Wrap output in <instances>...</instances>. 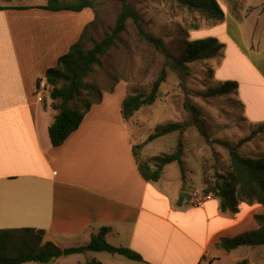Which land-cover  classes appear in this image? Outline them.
I'll use <instances>...</instances> for the list:
<instances>
[{
	"label": "crops",
	"instance_id": "1",
	"mask_svg": "<svg viewBox=\"0 0 264 264\" xmlns=\"http://www.w3.org/2000/svg\"><path fill=\"white\" fill-rule=\"evenodd\" d=\"M16 1L0 0V230H42L45 241L62 250L84 249L52 264H264L242 258V247H218L223 239L256 230L255 216L264 214V206L242 203L233 214L213 196L199 204L166 175L177 163L165 166L157 182L144 179L135 147L159 151L170 135L137 142L122 115L126 89L104 94L64 145L53 147L49 128L58 112L50 95L38 94V82L94 21L86 9L51 12L42 9L46 3ZM246 6L240 16L226 14L201 33H213L225 45L208 61L214 81L239 84L233 96L255 131L264 127V19L258 28L259 19L250 17L255 10L264 15V3ZM103 228L110 245L134 251L144 262L87 250Z\"/></svg>",
	"mask_w": 264,
	"mask_h": 264
},
{
	"label": "rangeland",
	"instance_id": "2",
	"mask_svg": "<svg viewBox=\"0 0 264 264\" xmlns=\"http://www.w3.org/2000/svg\"><path fill=\"white\" fill-rule=\"evenodd\" d=\"M79 1L81 0H65L67 3ZM216 1L225 15L229 14L232 17L240 16L244 6L247 7L248 4L254 6L264 3V0ZM129 2L139 13L145 29L161 39L166 50L176 57L185 49L187 42L193 41L199 34L202 35L195 40L209 38L213 33L201 32L220 24L209 20L204 13L180 6L173 0H129ZM14 3L40 5L48 4V0H18ZM92 3L95 10H85L91 14L94 21L88 28L83 43L86 50L92 49L96 42L102 41L106 34L112 33L122 9L120 3L114 0H92ZM257 19L260 22L259 28L264 15L255 10L250 20ZM224 40L222 38V41ZM208 61L191 64L190 75L186 77L184 86L181 87L178 76L170 70L165 56L141 40L136 25L130 20L126 31L119 36L115 46L101 58V65L93 66L90 76L85 79L86 87L81 100L73 106L77 105L83 109L88 99L93 103L98 102L104 94L115 92L118 88L126 89L127 95L132 94L134 90L149 92L152 83L166 68L168 77L162 85L157 102L151 107L142 108L132 119L131 125L136 130L137 142L146 141L160 125L190 121L191 117L184 109L185 101H190L201 110V118L211 143H207L198 130L190 126L183 134L177 132L175 135H170L169 139L160 144V152L158 150L143 152L144 145H142L137 150V158L140 163H148L155 168L153 159L158 155L174 153L181 140L184 143L186 175L182 177L177 164L169 167L166 175L174 178V182L182 185V191L186 190L188 194L192 195L197 190L203 192L207 180L212 179L217 173L223 174L229 170V150L217 141L236 145L253 132L244 118L242 106L233 95L203 97L206 91L220 86L214 81ZM260 102L264 105V92L260 94ZM261 130L263 133L257 135L255 141H250L253 144L250 145L248 142L239 149L241 155L250 158L264 156V127ZM245 253L248 254L243 255ZM237 254H241L242 258L255 257L264 261V248L254 250L242 247Z\"/></svg>",
	"mask_w": 264,
	"mask_h": 264
},
{
	"label": "trees",
	"instance_id": "3",
	"mask_svg": "<svg viewBox=\"0 0 264 264\" xmlns=\"http://www.w3.org/2000/svg\"><path fill=\"white\" fill-rule=\"evenodd\" d=\"M2 1L11 2L14 0ZM114 1L119 2L122 9L112 33L106 34L102 41L96 42L92 49L86 50L83 43L87 31L84 32L80 41L58 60L57 66L49 69L46 73L47 81L53 87L50 95L54 102L53 108L58 112L49 128L50 140L55 148L64 145L68 138L80 128L93 105L101 101L93 103L88 99L83 109L77 105L73 106L81 100L86 87L85 79L90 76L93 66L101 65V58L115 46L119 36L126 31L128 21L134 22L141 40L165 56L170 70L178 76L181 87L184 86L186 77L190 75L189 66L191 64L214 59L225 48V45L218 39L209 37L187 42L181 54L177 57L173 56L166 50L161 39L156 38L145 29L139 13L133 8L129 0ZM173 1L180 6L204 13L209 20L216 24L225 19V13L216 0ZM42 9L51 12H82L85 9L95 10V7L92 0H81L77 3H67L65 0H48V4ZM167 77L168 71L164 68L152 83L149 92L134 90L132 94L126 96L122 103V115L125 121L132 122V119L142 108L151 107L157 102ZM238 89L239 84L237 82L227 81L217 88L206 91L203 97L230 96L236 94ZM88 96L90 97V93ZM184 109L189 113L190 121L160 125L156 127L146 143L177 132L183 134L190 126H194L207 143H211L205 123L201 118V110L192 105L190 101H185ZM259 132L263 131L261 129L253 131L236 145L217 141L218 144L224 145L229 150V170L223 174L217 173L212 179L207 180L203 193L219 199L221 209L225 213L237 214L242 203L264 206V156L250 158L241 155L239 152V149L255 138ZM141 147L142 145L135 147L136 156L137 150ZM153 161L155 168H152L148 163L138 161L139 171L148 182L159 181L164 167L173 163L178 164L183 178L186 175L184 143L181 140L178 142L174 153L155 157ZM255 221L258 225L256 230L242 233L234 238L223 239L218 247L227 252H232L241 247H264V214L255 216ZM108 232L109 229L103 228L97 235L92 236L86 249L92 252L118 254L132 261L144 262L143 258L134 251L110 245L105 239ZM62 255L63 250L60 247L53 242L45 241V232L42 230H0V264H48ZM84 264L102 263L92 260Z\"/></svg>",
	"mask_w": 264,
	"mask_h": 264
},
{
	"label": "built area",
	"instance_id": "4",
	"mask_svg": "<svg viewBox=\"0 0 264 264\" xmlns=\"http://www.w3.org/2000/svg\"><path fill=\"white\" fill-rule=\"evenodd\" d=\"M52 91L53 87L48 83L47 78L41 79L38 82V94H41L42 96H49L51 95ZM192 198L194 199V201L200 204L206 199H210L211 195H205L203 192L197 190L192 194Z\"/></svg>",
	"mask_w": 264,
	"mask_h": 264
},
{
	"label": "water",
	"instance_id": "5",
	"mask_svg": "<svg viewBox=\"0 0 264 264\" xmlns=\"http://www.w3.org/2000/svg\"><path fill=\"white\" fill-rule=\"evenodd\" d=\"M83 250H84L83 248L64 249L63 255L68 256V255L80 254L83 252ZM48 264H52V262H50Z\"/></svg>",
	"mask_w": 264,
	"mask_h": 264
}]
</instances>
